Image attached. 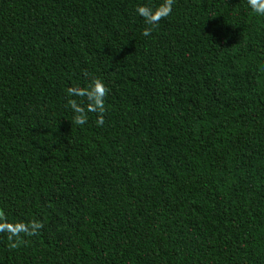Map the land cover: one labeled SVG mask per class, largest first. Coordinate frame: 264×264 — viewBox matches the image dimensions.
<instances>
[{
  "label": "trees",
  "instance_id": "16d2710c",
  "mask_svg": "<svg viewBox=\"0 0 264 264\" xmlns=\"http://www.w3.org/2000/svg\"><path fill=\"white\" fill-rule=\"evenodd\" d=\"M0 0V264H264V18L247 0ZM104 81V124L68 87Z\"/></svg>",
  "mask_w": 264,
  "mask_h": 264
},
{
  "label": "clouds",
  "instance_id": "9594fccd",
  "mask_svg": "<svg viewBox=\"0 0 264 264\" xmlns=\"http://www.w3.org/2000/svg\"><path fill=\"white\" fill-rule=\"evenodd\" d=\"M175 0H162L158 6L149 3L138 4L134 11L136 15L143 19L146 27L142 31V35L149 37L152 30L159 24L162 19L172 15ZM247 6L252 14L257 17L264 18V0H247ZM108 94V88L103 80L93 78L86 87H68L66 90L67 97H83L87 103H78L76 99H68L67 107L72 111V124L76 126H84L88 123V113H96V124L98 126L104 124L105 97ZM3 218L0 217V220ZM42 227L38 221H30L28 223H0V232L7 233L8 247L15 249L23 236L36 235L37 230Z\"/></svg>",
  "mask_w": 264,
  "mask_h": 264
}]
</instances>
